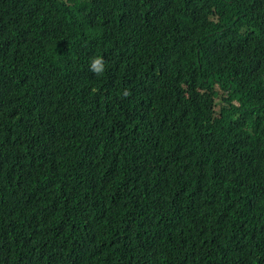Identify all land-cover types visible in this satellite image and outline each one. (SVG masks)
Here are the masks:
<instances>
[{"label": "trees", "instance_id": "obj_1", "mask_svg": "<svg viewBox=\"0 0 264 264\" xmlns=\"http://www.w3.org/2000/svg\"><path fill=\"white\" fill-rule=\"evenodd\" d=\"M47 262L264 264V0H0V264Z\"/></svg>", "mask_w": 264, "mask_h": 264}, {"label": "clouds", "instance_id": "obj_2", "mask_svg": "<svg viewBox=\"0 0 264 264\" xmlns=\"http://www.w3.org/2000/svg\"><path fill=\"white\" fill-rule=\"evenodd\" d=\"M106 70V60L102 56H94L90 60V71L96 75H102ZM123 95L127 97L130 92L125 90ZM214 96V95H213ZM46 264H53V262H47Z\"/></svg>", "mask_w": 264, "mask_h": 264}, {"label": "rangeland", "instance_id": "obj_3", "mask_svg": "<svg viewBox=\"0 0 264 264\" xmlns=\"http://www.w3.org/2000/svg\"><path fill=\"white\" fill-rule=\"evenodd\" d=\"M213 95H214L215 108L216 111L218 112L222 107V102H221L222 92L220 91L219 88H216L215 91L213 92Z\"/></svg>", "mask_w": 264, "mask_h": 264}]
</instances>
